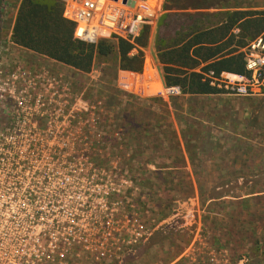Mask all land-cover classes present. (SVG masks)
<instances>
[{
    "label": "built area",
    "instance_id": "1",
    "mask_svg": "<svg viewBox=\"0 0 264 264\" xmlns=\"http://www.w3.org/2000/svg\"><path fill=\"white\" fill-rule=\"evenodd\" d=\"M64 1L75 39L89 44L134 41L163 3ZM255 43L264 47L259 39L247 50L252 74ZM101 72H81L17 45L12 35L0 37V264H146L144 247L159 232L149 227L145 189L129 168L127 134L114 105L100 97L108 86L99 84ZM121 73L118 93L142 96L154 82L146 72ZM191 248L164 264H252L210 246L194 257Z\"/></svg>",
    "mask_w": 264,
    "mask_h": 264
},
{
    "label": "rangeland",
    "instance_id": "2",
    "mask_svg": "<svg viewBox=\"0 0 264 264\" xmlns=\"http://www.w3.org/2000/svg\"><path fill=\"white\" fill-rule=\"evenodd\" d=\"M248 1L252 4L257 2V0ZM2 2V7H0V37L7 38L12 18L21 0H3ZM165 2L166 0H163L158 19L147 26L149 27V43L148 47L143 49L145 60L141 73L144 71L147 55L146 74H150L148 77L154 82L146 84L145 96L150 98H146L144 105L131 99L130 112L127 114L131 130L137 133L140 123L143 131L145 130L147 135H151L154 129L153 120L155 116H160L165 122L167 114H170L176 121L174 130L178 128L181 134L186 131L193 136L192 144L188 139V147H192L194 151L201 148L205 150L214 148L217 152L221 148L232 153L234 139L239 138L237 135H241L240 138L244 140V135L248 136L249 133L252 136L248 138L262 140L264 138V47L259 43H255L251 48L252 65L255 63L252 80L246 77L222 75V82L226 84V90L231 92L225 100L215 101L212 98L200 97L201 99H192L191 103L188 101V106L190 104L195 105L194 108L186 109L185 102L179 94L176 95L177 97L175 96L176 98H172L175 106L178 107L172 111V114L168 113L169 110L165 109L163 105L160 109L154 107L159 105V102L154 101V99L159 98L160 94L156 93L161 87L160 81L156 78L158 77L157 72L161 74L162 81L165 83L163 66L158 59L157 36L173 38L175 32L179 31L180 25L184 22L182 16L172 14L162 27L158 26L160 17L165 13ZM73 5L74 7L77 6L76 4ZM106 40L114 39L106 38ZM136 52V50L133 51L132 55ZM151 59L154 60V67L152 66V68ZM98 65L97 67L102 70V79H100L99 84L110 86V88L108 86L103 88L100 97L107 96L108 101L109 97L112 100L111 94L116 92L114 90H116L119 76L124 75L121 73L123 70L119 68L118 57L114 54ZM128 95L130 97L136 96ZM243 98H250L253 103L247 104L246 100L241 103L240 100ZM117 102L120 101H115V103ZM115 108L117 109L116 105ZM159 110L161 114H159ZM116 121L121 123L124 120L118 116ZM243 121H247L245 122L247 125L239 124ZM163 124L162 129H164ZM166 130L169 132L170 127H166ZM133 144L137 148V145ZM146 161H153L152 157L148 155ZM146 170L148 171L139 174V177L144 180V187L149 190L150 193L148 194L151 195L146 197V213L148 211L146 217L147 219L155 217V209L161 210L165 217L164 220L162 217L155 221L147 220L149 227L154 229V232L159 233L144 247L146 264L167 263L190 246L192 248L189 252L194 257L203 256L205 252L203 248L210 246L224 252L229 260L247 256L251 258L252 264H264V167H258L251 172L241 174L229 172L224 179H218L217 174H212V176L202 174L197 178L194 177L200 183L208 178L213 186L202 191L198 188L192 194H190L191 190L180 188L177 192V199L174 201L169 200L167 188L164 189L163 193L166 196L163 194V199L156 197L157 188H153L155 184L154 171ZM240 177L243 179L239 185L238 179ZM177 180L185 181L186 179L178 175ZM187 181L190 182L189 177ZM151 192H154V197H152ZM223 193L226 195L225 198L218 202L217 197L222 196ZM249 194L254 195L245 197ZM186 195L187 197H185ZM236 197L242 199H235Z\"/></svg>",
    "mask_w": 264,
    "mask_h": 264
},
{
    "label": "trees",
    "instance_id": "3",
    "mask_svg": "<svg viewBox=\"0 0 264 264\" xmlns=\"http://www.w3.org/2000/svg\"><path fill=\"white\" fill-rule=\"evenodd\" d=\"M64 11L63 0H21L13 41L84 73L114 54L121 70L142 72L149 27L134 41L120 38L89 44L75 39L76 24L64 17ZM164 12L159 27L172 14L184 18L173 38L159 35L156 39L168 87L178 86L182 94L216 95L231 93L222 82L223 73L251 79L247 50L259 39L264 42V0L255 4L248 0H166Z\"/></svg>",
    "mask_w": 264,
    "mask_h": 264
},
{
    "label": "crops",
    "instance_id": "4",
    "mask_svg": "<svg viewBox=\"0 0 264 264\" xmlns=\"http://www.w3.org/2000/svg\"><path fill=\"white\" fill-rule=\"evenodd\" d=\"M18 12V8L14 13V16L11 21V27L9 30V36L12 35L13 27L16 19V15ZM152 60V59H151ZM154 60H152V66ZM146 66H147V55H146V63L144 72H146ZM163 66V65H162ZM138 74V73H135ZM158 77H156L160 81V89L159 91L165 90L168 86L163 83L161 74L159 72L156 73ZM222 75H228L231 76L233 74L229 73H223ZM238 77L237 75H235ZM233 77V76H232ZM164 78V75H163ZM165 82V79H164ZM170 87H178V86H170ZM180 92L177 94L171 96H164L163 94H160L159 98H155L154 101H158L159 105L154 107H159V109L162 107V105L165 107V109L169 110L168 113L172 114V111H175L178 107L174 104V99L176 98V95L181 96L183 101L185 102L186 109L188 108H194L195 104H190L188 106L187 102L189 101L191 103L192 99H201L200 97L207 98V99H213L215 101H223L226 97H228L229 93L225 94H216V95H189V94H182L181 89L179 87ZM116 91V90H114ZM157 94V93H156ZM112 100L111 97H109V100L112 102V105H114L113 108V117L116 119L118 116L123 118V122H121V126L124 130V132L127 134L128 139V148L131 151V154L133 155L132 161L129 165V168L133 174L139 175L141 173H145L146 169H151L154 171L155 174V184L153 188H157L155 191L156 197L158 199H163V194L166 196L164 192V189L167 188L168 191V198L169 200H176L177 199V192L180 188H185V190H191L190 194L193 193V191L197 190H204L206 188H210L211 183L210 180L207 178V180H200L194 179V177L197 178V176L209 174L212 176V174H217L218 179H224L226 177V174L229 172H235V173H245L248 171H252L257 169L258 167H264V138L262 140L258 139H251L248 138L252 136V134H248V136L244 135V140H242L241 135L239 138L234 139L233 149L232 153L228 150H222L221 148L217 150V152L213 149L205 150L204 148H201L200 150H193L192 147L189 148L188 146V139L190 140L191 144L193 141V136L190 135V133H187L186 131H183L182 134L176 128L174 130V125L176 124V121L173 117L170 116V114H167V117L165 118V122L162 121L161 117L155 116V119L153 120V132L151 135H147L145 130L143 131L142 125L139 123L137 133L133 132L130 128V125L128 123V117L127 114L130 112L131 107V99L137 100L138 104L144 105L146 98H150L149 96H132L130 97L128 94L125 93H118L117 91L115 93H112ZM176 96V97H175ZM145 98V99H144ZM246 100L247 104H252L253 101L250 98H243L240 100V102H244ZM115 101H120L115 103ZM115 105L117 109L115 108ZM240 105V104H239ZM169 108V109H168ZM205 108V107H204ZM203 108V109H204ZM216 108V107H215ZM215 108H213L215 110ZM159 114H161L159 110ZM158 114V115H159ZM203 122V121H202ZM247 121H243V123L239 122V124H245ZM164 123V124H163ZM162 124L164 126V129H162ZM247 125V124H245ZM137 126V124H136ZM134 127V126H133ZM166 127H170V131L166 130ZM206 128V127H204ZM165 130V131H164ZM163 131V132H162ZM238 141V142H237ZM253 141V144H252ZM133 143L137 145V148L134 147ZM214 153V154H213ZM148 155L152 157L151 162L146 161V157L148 158ZM232 167V168H231ZM214 172V173H211ZM178 175H180L181 178H185V181L177 180ZM188 177L190 179V182H188ZM142 177L140 178V180ZM194 179V180H193ZM243 178H239V185ZM199 182V183H198ZM144 187V180L142 179L140 182ZM157 185V186H155ZM152 188V189H153ZM219 188V186H218ZM145 193L146 197L151 196L149 190H147L145 187ZM207 190V189H206ZM151 194L153 195L154 192ZM254 194H249L245 197L253 196ZM225 193H223L222 196H218V202L222 201V199L225 198ZM154 197V195L152 196ZM187 197V195L185 196ZM235 199H242L241 197H236ZM177 202V201H176ZM148 213V211H147ZM146 213V216H147ZM156 215L155 217L148 218L147 220H159L160 217H162L164 220V214L161 210L155 209Z\"/></svg>",
    "mask_w": 264,
    "mask_h": 264
},
{
    "label": "bare ground",
    "instance_id": "5",
    "mask_svg": "<svg viewBox=\"0 0 264 264\" xmlns=\"http://www.w3.org/2000/svg\"><path fill=\"white\" fill-rule=\"evenodd\" d=\"M70 1H71V0H70ZM153 1H154V4H156V2H157L158 0H153ZM73 8H75V7H73ZM78 11H79V10H78ZM69 12L75 14V13H76V10H74V11L69 10ZM84 15H85V14H84ZM84 15H83V16H84ZM84 18H86V16H84ZM92 32H93L92 30H89V33H92ZM95 34H96V33H95ZM233 77H236V76H233Z\"/></svg>",
    "mask_w": 264,
    "mask_h": 264
},
{
    "label": "water",
    "instance_id": "6",
    "mask_svg": "<svg viewBox=\"0 0 264 264\" xmlns=\"http://www.w3.org/2000/svg\"><path fill=\"white\" fill-rule=\"evenodd\" d=\"M125 3H129L131 6H134V2L132 1H124Z\"/></svg>",
    "mask_w": 264,
    "mask_h": 264
}]
</instances>
